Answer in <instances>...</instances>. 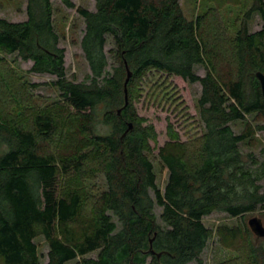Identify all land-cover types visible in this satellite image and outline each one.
I'll use <instances>...</instances> for the list:
<instances>
[{"label": "trees", "instance_id": "1", "mask_svg": "<svg viewBox=\"0 0 264 264\" xmlns=\"http://www.w3.org/2000/svg\"><path fill=\"white\" fill-rule=\"evenodd\" d=\"M180 1L97 0L90 11L61 0L86 23L81 46L91 73L83 82L67 77L52 0H28L22 22L0 17V54L33 62L32 73L55 76L52 85L64 102L52 110L28 106L19 114L0 103L2 264H205L201 255L213 237L205 217L264 213V160L243 149L264 131L257 77L264 74V0H254L246 15L259 14L261 30L251 33L245 20L235 36L222 39L206 16L189 20ZM108 35L117 64L111 71ZM196 66L205 67V76ZM154 73L201 84L200 137L183 142L169 122V140L158 145L155 125L136 106L142 83ZM1 78L0 101L5 95L16 100ZM236 122L245 123L240 133L232 127ZM61 129L66 144L78 143L75 152L51 149ZM155 150L168 170L164 190L150 158ZM97 174L107 188L93 200L84 181ZM249 227H223L221 238L244 240L247 263L264 264V245L254 243ZM40 236L49 244L47 263L36 243Z\"/></svg>", "mask_w": 264, "mask_h": 264}, {"label": "rangeland", "instance_id": "2", "mask_svg": "<svg viewBox=\"0 0 264 264\" xmlns=\"http://www.w3.org/2000/svg\"><path fill=\"white\" fill-rule=\"evenodd\" d=\"M55 5V27L60 35V47L65 49V69L69 80L83 82L91 73L89 64L85 58L81 41L85 35L86 23L77 9L66 7L61 0H52ZM77 6L84 7L90 11H96L97 0H72ZM254 3V0H181L180 4L185 16L189 20H195L198 16H206L207 26L218 32L221 39L223 36L233 37L244 21H247L251 33L262 29L263 21L259 14H252L247 18V13ZM28 0H0V17L12 22L27 20ZM219 39V40H221ZM223 44V41H220ZM114 42L111 36H107L105 47L109 58L108 69L113 70L117 66L111 50L114 49ZM33 62L24 61L17 55L0 54V74L4 76L9 84L7 93L17 96V99H8L5 95L0 103L5 109L24 113V110L31 106L37 109H54L64 102L61 99L60 91L52 85L56 79L49 74H37L30 71ZM195 72L199 76H205L206 70L203 66H196ZM0 77V80L2 79ZM25 85H29L28 87ZM32 85V86H31ZM202 94L200 83H190L180 77L161 76V74H149L141 86L140 100L136 103L141 116H145L149 123H153L159 133V146H163L169 139L167 126L171 122L180 133L183 142L197 139L205 132L204 124L199 111V99ZM33 111V110H32ZM28 114V113H26ZM254 116L249 120H254ZM236 133L245 128V123L236 122L232 125ZM107 127L100 126V132L107 131ZM62 130V129H61ZM67 132L62 130L56 134L50 147L62 154H71L76 151L78 143L66 144ZM256 141L243 145L245 152H254L257 158L264 160V131H257ZM154 147V143H152ZM158 150L150 155L155 165L157 184L164 190L168 180V170L161 165L158 157ZM264 190V180L261 182ZM85 192L89 198L96 199L106 188L107 183L102 174L84 181ZM155 212L160 218L162 208L156 206ZM258 217L264 223V213L257 210L247 214L244 218H233L224 212H214L204 218V223L213 232V237L208 242L201 257L205 264H248L244 240L225 243L220 234L223 227H244L249 226V221ZM250 228V227H249ZM252 231V230H251ZM253 241L256 245H264V237L259 238L253 233ZM42 263L48 262L49 244L44 236L36 239ZM97 253L89 255L96 257ZM78 260L67 264H78ZM0 264H2L0 260ZM189 264H196L195 262Z\"/></svg>", "mask_w": 264, "mask_h": 264}, {"label": "water", "instance_id": "3", "mask_svg": "<svg viewBox=\"0 0 264 264\" xmlns=\"http://www.w3.org/2000/svg\"><path fill=\"white\" fill-rule=\"evenodd\" d=\"M131 77H132V73H131L130 70H128V77H127L126 84H125V86H126V90H125V91H126V105L128 104V90H127V85H128V83H129ZM257 77H258V79H259L260 82H261L262 92H263V96H264V74L261 73V72H258V73H257ZM120 112H121V111H119V113H120ZM132 128H133V125H132V124L129 125V129H128V131H129L130 129H132ZM128 131H127V132H128ZM249 226H250L252 232H253L257 237H259V238H263V237H264V223H263L262 219H260V218H258V217H254V218H252V219L249 221Z\"/></svg>", "mask_w": 264, "mask_h": 264}]
</instances>
